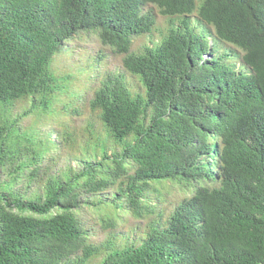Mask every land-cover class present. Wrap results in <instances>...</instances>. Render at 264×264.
<instances>
[{
	"label": "trees",
	"instance_id": "obj_1",
	"mask_svg": "<svg viewBox=\"0 0 264 264\" xmlns=\"http://www.w3.org/2000/svg\"><path fill=\"white\" fill-rule=\"evenodd\" d=\"M82 1L0 0V264H264V0H224L226 23L200 6L198 18L232 52L213 66L217 110L207 125L186 127L179 119L196 112L173 75L195 42L165 39L157 74H139L142 93L119 74H91L88 88L68 92L75 73L52 65L72 35L92 30L128 53L105 0H93L87 21L76 19ZM144 2L174 16L173 0ZM151 59L131 54L122 67L137 74ZM63 157L68 164L56 169ZM166 182L195 184L171 213L158 208Z\"/></svg>",
	"mask_w": 264,
	"mask_h": 264
},
{
	"label": "clouds",
	"instance_id": "obj_2",
	"mask_svg": "<svg viewBox=\"0 0 264 264\" xmlns=\"http://www.w3.org/2000/svg\"><path fill=\"white\" fill-rule=\"evenodd\" d=\"M138 1H142V3L144 4V10H141L142 8L140 7ZM173 1L176 3V6L172 8L170 7L169 9L173 11L174 16H166L161 14V11L165 8L159 9L156 5L144 2V0H105L103 9H105L108 14L115 16L116 28L121 34V47L125 51L128 50V53L126 54L118 53L115 48L109 46L108 44L101 45L100 41L97 39L96 32L92 30H90V33H88L87 31L78 32V34L93 36L99 47L108 48L112 53L121 57V68L125 74L131 77V79L127 80L122 75H119V77H124L128 82L133 81L134 84L141 88H143L139 76L141 72L146 71L157 74V72L151 70V67L159 58L155 50L165 39L174 36L177 37L179 41L185 43L195 42L196 48L191 50L186 55L184 61L179 66H177L173 77L176 82H179V84L183 85L185 94L187 95V98L183 99L182 101L185 102L187 99H189L192 107L196 112V114L189 119L180 118L179 123L182 122V124L180 125L186 127L194 123V119H201L204 121V124L201 122L202 125L205 126L209 123V117L213 115L217 110L218 97L222 85V79L218 78V75L215 74L213 66L217 63H221V59L222 56H224L225 51L229 50L232 52V50L229 45L223 44L217 40V38L215 37V31L217 30L212 23H209L208 25L198 18L199 8L202 4H204L208 10L216 11L215 13H210L213 15V20L225 23L230 22L226 10L225 1L189 0V4H185L181 0ZM190 5L194 6V9L190 14H186L185 12H178L184 10L185 7ZM93 8V0H83L77 9L76 19L87 21L92 15ZM153 9L156 10L159 17L165 19L166 30L161 35L158 42L152 43L151 46L144 47V49H142L139 53H134L131 51L133 40L144 36H150L155 28V15L152 11ZM136 10H139V15H137L138 11ZM147 15L151 17V22L144 19L146 18L144 16ZM200 15H202V13ZM199 29L206 31V33L208 34L201 32V30ZM209 31H211L212 34ZM77 36L72 35L71 40L69 39L68 43H63V45L61 46L62 48H59V52L54 55L53 58L55 59L62 56H68L70 54L68 45ZM147 51H149L150 53L147 54ZM131 54L141 57H146L151 54L153 56V59L145 60L143 63L138 64L136 67L137 74H134L125 71L122 67L123 61ZM57 70L62 71L59 70V68L54 69L55 72ZM202 75H205V77L210 80V86L207 85V82ZM241 100L246 104H249V102L251 101L249 95H247L246 93L243 94ZM244 107L246 108V106ZM181 110V102H179L176 106L173 107L171 111H173L174 114H178L181 112ZM195 157L198 163L205 162V154H203V151L202 149H200V147L196 149ZM204 181L207 187H211L213 185L212 180L210 179H205ZM215 184L218 185V182H216ZM171 186H182L187 190V195L173 204L168 201V203L166 204L168 205L167 212L169 213H171V211H173L174 209L179 208L180 203L183 200L191 198L192 191L195 188V184L184 182H166L163 184L162 188H159L160 199H163V201H165V196L172 192ZM173 207L174 209L172 210Z\"/></svg>",
	"mask_w": 264,
	"mask_h": 264
},
{
	"label": "rangeland",
	"instance_id": "obj_3",
	"mask_svg": "<svg viewBox=\"0 0 264 264\" xmlns=\"http://www.w3.org/2000/svg\"><path fill=\"white\" fill-rule=\"evenodd\" d=\"M141 10H144V6L142 7ZM152 11L155 15V28L150 34V36L148 37L144 36L133 40L131 51L134 53H139L142 49H144V47L151 46L152 43L158 42L161 35L166 30L165 19L159 17L155 9H153ZM201 32L206 33V31L204 30H201ZM68 48L70 54L68 56L55 58L54 63L52 65L53 69L59 68V70H62L66 73H75L74 76L76 79V86L74 84L71 85V89H69L68 92L76 90V87H78L79 85L88 88L89 83L85 80V77L90 76V74H98L101 77H107V76L119 74L124 76L127 80L131 79V77L125 74L121 68L120 65L121 57L112 53L108 48L99 47L95 41V38L91 35L90 36L79 35L75 37L74 40L69 43ZM233 52L236 53L238 56L241 54L239 51L236 50H233ZM235 65L236 67H238L239 65L238 61H236ZM76 72H79L80 74ZM130 91L142 93V90L136 84H133L130 87ZM86 97L88 96L85 94V98ZM20 112L21 109L17 107L15 113L19 114ZM83 122L84 121H79L77 123V126L82 127L83 125H85ZM23 124H26V122L24 121ZM100 128L101 127L97 125V128H94V130H98ZM46 129L50 131V129H53V127L47 126ZM51 139L53 141V137ZM50 151L51 152L49 153V155H52V153L54 152H52L53 150ZM67 164L68 163L65 161V158L63 157L59 161V164L56 166V169L62 168ZM74 169H78V167L75 166ZM171 191L172 192L170 194L165 196V201H166L165 204L158 206L159 209H161L160 207H168V205L166 204L168 203V201L171 204H173L187 195V190L182 186H171ZM173 209L174 207L172 208V210ZM161 210L167 212V208ZM163 218H165V215L163 216ZM123 219H125L130 225L134 223V221L136 222V219L132 216H123ZM102 239H103L102 236L96 235L90 240H93L94 244H99L102 242Z\"/></svg>",
	"mask_w": 264,
	"mask_h": 264
},
{
	"label": "bare ground",
	"instance_id": "obj_4",
	"mask_svg": "<svg viewBox=\"0 0 264 264\" xmlns=\"http://www.w3.org/2000/svg\"><path fill=\"white\" fill-rule=\"evenodd\" d=\"M144 5L141 6V8L143 7Z\"/></svg>",
	"mask_w": 264,
	"mask_h": 264
}]
</instances>
